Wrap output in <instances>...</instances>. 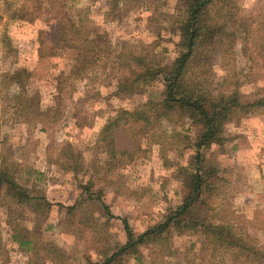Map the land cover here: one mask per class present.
Instances as JSON below:
<instances>
[{
	"label": "rangeland",
	"instance_id": "1",
	"mask_svg": "<svg viewBox=\"0 0 264 264\" xmlns=\"http://www.w3.org/2000/svg\"><path fill=\"white\" fill-rule=\"evenodd\" d=\"M27 1L33 3L27 10H33L34 19L9 18ZM184 6V0H71L66 13L82 39L87 38L77 41L66 39L72 34H64L62 24L52 25L55 11L46 14L42 2L0 0V153L15 166L22 184L42 189L52 202L47 218L35 227L31 209L12 197L2 199L0 264H31L30 254L11 238L14 228H39L43 240L64 253L60 264H93L99 258L97 249L104 248V238L99 236L106 222L110 243L124 242L119 218H126L135 233L142 232L180 202L184 193L180 168L192 167L196 136L202 129L188 117L176 121L152 117L146 130L133 139L140 146L133 157L117 155L109 176L94 179L95 187L103 188L113 218L107 217L102 204L82 193L81 175L85 182L89 173L79 171L75 176L57 160L62 147L69 146L84 162L105 161L106 148L98 140L102 126L121 109L140 108L158 90L152 85L131 95L114 93L113 82L128 72L126 66L134 55L155 57L163 64L177 56L180 36L174 28ZM238 7L252 31L247 50H241V38L226 33L200 47L211 49L215 84L227 74L225 68L233 56L228 51L234 50L238 74L228 78L227 84H237L241 100L247 102L264 96V54L257 47L264 37V0H238ZM21 94L43 109L52 107L44 122L13 119L20 102L13 97ZM223 138V143L212 144L205 153L223 178L224 193L218 198L230 203L240 218L251 220L248 229L264 248V108L227 123ZM107 178L109 185H105ZM58 202L64 204L61 210ZM73 204L76 209L67 214V206ZM86 219L96 231L82 229ZM199 239L188 233L174 235L170 255L156 246L142 245L140 260L126 255L120 264H193L189 260L193 252L200 254ZM191 244L195 245L192 250ZM239 264L247 263L240 259Z\"/></svg>",
	"mask_w": 264,
	"mask_h": 264
},
{
	"label": "trees",
	"instance_id": "2",
	"mask_svg": "<svg viewBox=\"0 0 264 264\" xmlns=\"http://www.w3.org/2000/svg\"><path fill=\"white\" fill-rule=\"evenodd\" d=\"M38 2L40 4L42 2L46 14L55 11L52 25L60 27L62 24L60 28L63 29V33L72 34L67 36V40H87L82 39L81 31L66 13L71 0ZM32 4L31 1L21 4L13 10L9 18L34 19L33 10H27ZM184 5L182 18L174 28L180 36L177 56L163 64L161 59L155 57L148 58L145 54L134 55L131 63L126 66L128 72L113 82L114 93L131 95L152 85L157 86L158 90L150 94L140 108L132 111L121 109L102 126L98 140L106 148L105 161L100 163L92 159L90 162H84L81 155L75 153L69 146L62 147L60 160H57L62 169L71 170L75 176L79 171L89 173L85 182H82L84 175H81L82 193L86 199L102 204L107 217L113 218L103 199V188L95 187L94 179H106V175L109 176L117 155L133 157L134 152L140 149L133 139L136 134L146 130L150 119L156 116L176 121L188 117L193 124L202 128L196 136L192 167L180 168L184 187L180 202L168 208L160 221L142 232L135 233L126 218H119L125 232L124 242L116 240L110 243L106 233L108 225L106 222L102 228V235L99 236L104 238L102 244L104 248L97 249L99 258L93 264H120L126 255H133L140 260L142 245L156 246L160 252L170 255L173 236L184 233L200 237L198 242L200 254L196 255L193 252V257L189 260L193 264H239L240 259L245 260L247 264H264V248L248 229L251 220L240 218L230 203L218 198L224 193L223 178L212 160L205 154L212 144L223 143V129L227 123L238 121L248 113L264 108V96L243 102L237 84H227L228 78L231 79L238 74L234 50L225 49L229 55H233L230 58L232 63L225 68L227 74L222 81L215 84L213 54L211 49L201 48L200 44L207 42L208 39L213 42V37L226 33L241 38L243 42L241 50L245 52L252 31L249 24L244 22L246 17L239 14L238 0H184ZM257 47L260 53L264 54V37ZM85 51L89 52V48ZM89 62H85L82 67H86ZM76 71V74L79 73L80 68ZM74 72L75 70L71 71V76ZM13 98L20 101L13 111V119L18 122L26 124L44 122V115L52 109V107L43 109L32 98L24 97L22 94ZM59 115L57 107V117ZM135 127L138 129L137 132L134 131ZM16 171L15 166L7 163L0 153V205L5 196L14 198L19 205L31 209L36 222L35 227H39L47 218L52 202L42 189L22 184ZM109 182L107 178L105 185H109ZM63 205L58 202V210H61ZM76 207V204L67 206L66 213H73ZM83 224L85 225L82 226L83 230L93 229L94 223L90 225L88 219ZM37 229L14 228L11 238L19 248L30 254L31 264H46L44 259L48 258L51 263H63L65 255L62 250L43 240ZM194 246L191 244L190 249L192 250ZM41 252L47 253L48 256L44 258ZM195 258L199 261L196 262Z\"/></svg>",
	"mask_w": 264,
	"mask_h": 264
}]
</instances>
